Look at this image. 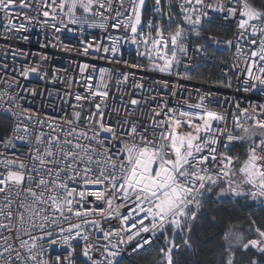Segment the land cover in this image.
Returning a JSON list of instances; mask_svg holds the SVG:
<instances>
[{"label": "snow or ice", "instance_id": "snow-or-ice-1", "mask_svg": "<svg viewBox=\"0 0 264 264\" xmlns=\"http://www.w3.org/2000/svg\"><path fill=\"white\" fill-rule=\"evenodd\" d=\"M0 19L5 37L38 24L66 51L56 34L100 29L82 42L84 55L91 50L119 63L128 44L148 70L182 79L192 78L194 55L222 45L234 50L223 75H236L237 92L264 94V0H151L150 8L149 0H0ZM216 20L234 24L231 38L204 39ZM193 38L203 42L193 45ZM9 54L25 56L0 51ZM47 60L0 62V111L12 120L0 134V264H119L127 245L143 249L160 237L157 264H179L174 254L194 249L209 195L264 209V103L232 100L221 111L219 103L210 106L211 92H198L195 103L175 101L177 88L166 81L161 87L175 103L137 98L144 84L129 83L134 73H117L113 82L111 71L85 63L77 81L83 94L65 90L67 107L41 115L24 107L25 93L37 90L21 80H43ZM216 83L231 88L232 78ZM222 249L216 264H238L237 252L249 250L259 254L249 264H264V222L250 218L244 231L233 226Z\"/></svg>", "mask_w": 264, "mask_h": 264}, {"label": "built area", "instance_id": "built-area-1", "mask_svg": "<svg viewBox=\"0 0 264 264\" xmlns=\"http://www.w3.org/2000/svg\"><path fill=\"white\" fill-rule=\"evenodd\" d=\"M150 7L151 0H149V8ZM216 21L223 23L228 22L226 20ZM3 23L4 21L0 19V25ZM231 24L232 33L230 38L232 37L234 31V24ZM100 33V29H86L83 35L79 32H64L62 34H56L59 35V40L63 41V44L67 46L68 50L66 51L60 46L50 31L42 30L38 24H34L31 31L27 33L9 34L7 37L4 35L3 28L0 27V51L11 48L17 51L22 50L25 53V56H17L14 60L10 54L7 57L0 56V62H4V60H6L9 64L16 67H19L21 64H31L34 66L41 55H46L48 57V60L42 64V67L48 73V76H45L44 79L41 80L38 76L33 74L29 79L21 80V84L24 88H33L37 90V94L34 96L25 93L28 102L24 105V107L29 108L32 111H38L41 115L49 116L56 115L57 110L62 107L66 108L67 105L63 102L65 99V90H71L75 93L83 94V89L77 81L80 80V77L78 76V66L85 63L95 65L97 68H103L111 71L113 75V82L117 78V73H134L135 81L130 80L129 83L142 82L144 84V89L137 93V98L148 95H159L169 99L170 103H175V101L182 102L185 98L189 101V103H195L198 92H211L213 94V102L210 106L216 108V104L219 103L221 107L217 110L221 111L225 110L228 102L232 100L239 101L242 106H245L248 103H264V94L261 92L238 93V81L234 73H232L231 76L232 87L227 88L221 87L219 84H216L211 80H205L207 81V83H205V81L193 77L191 79H182L174 74L169 75L166 73L148 70L146 67L147 61L136 55L135 47L132 45H123L122 56L119 58V63L115 60L101 59L94 51L91 50L88 55H84L82 52V42L92 40ZM25 36L27 39L23 38ZM204 39L206 40L207 38ZM202 42V40L195 42V38L192 40L193 45ZM44 44H49V46L45 48L43 47ZM51 45L56 46L52 47ZM232 51L234 50H224L221 45L219 48L216 46L210 47L208 49V55L204 58H201L198 54L194 55L193 60L188 61L191 65V76L193 70L200 64L214 62L218 55L217 53L219 52L228 53L231 62ZM213 56L215 57L214 59ZM133 64H139L145 67L133 68L131 67ZM224 70L225 68L222 67L221 71L224 72ZM181 71H183V69H181ZM53 73L57 78L56 81L51 79ZM72 77H75L76 79L72 80L71 88H69V78ZM165 81L169 85L176 86L177 95L175 97V101L168 96V89L161 87V84ZM149 89H152V91L149 92ZM125 90L129 91L130 89ZM116 96V106L119 107V93H116ZM217 97H219V100H217ZM139 114V111H137L136 115L139 116ZM0 116H4L9 124L12 123L10 116L4 112L0 111ZM0 134L4 133L0 132ZM236 149H241V151H243L242 147L239 146L234 149L235 152H237ZM157 243L158 240L151 245H146L143 249H135L134 244L127 245L124 248L122 255L118 258V261L122 259H131L137 253H140L153 245H157ZM56 251L59 252L60 249L58 248ZM77 251H79V246H77Z\"/></svg>", "mask_w": 264, "mask_h": 264}, {"label": "trees", "instance_id": "trees-1", "mask_svg": "<svg viewBox=\"0 0 264 264\" xmlns=\"http://www.w3.org/2000/svg\"><path fill=\"white\" fill-rule=\"evenodd\" d=\"M232 33V24L215 21V26L210 27L203 33V37L216 35L218 38H230ZM196 40L195 42H199ZM216 60L211 63H202L192 72V77L199 80H211L214 83L219 81L226 82L228 76L223 75L221 68L225 62L231 63L228 53H217ZM218 84V83H216ZM9 123L4 116H0V132L5 133ZM242 152L241 149H236ZM256 219L257 223L264 222V209L260 208L257 203L244 198H225L215 199L208 197L204 201V208L196 222L193 234L195 241L193 250H183L174 254V258L179 264H216L223 251V234L233 226L240 231H244L249 223V219ZM247 235V233H245ZM163 237H160L157 245L137 253L131 259L119 260V264H157L160 259L159 247H162ZM180 243V240H177ZM238 262L240 264H249L251 259H259V254L255 250L248 252H237ZM238 263V264H239ZM76 264H83V260H77Z\"/></svg>", "mask_w": 264, "mask_h": 264}, {"label": "rangeland", "instance_id": "rangeland-1", "mask_svg": "<svg viewBox=\"0 0 264 264\" xmlns=\"http://www.w3.org/2000/svg\"><path fill=\"white\" fill-rule=\"evenodd\" d=\"M216 191H218V189H214L213 190V193H215ZM209 197H213V198H215V199H218L214 194H211V195H209ZM225 198H234V199H236V197H230V196H225L223 199H225ZM237 260H238V254H237ZM239 263V262H238ZM240 264V263H239Z\"/></svg>", "mask_w": 264, "mask_h": 264}]
</instances>
